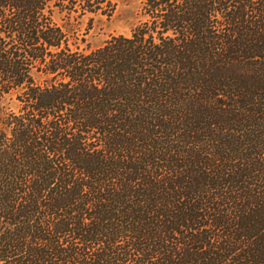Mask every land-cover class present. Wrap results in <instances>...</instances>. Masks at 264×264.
<instances>
[{
    "label": "trees",
    "instance_id": "16d2710c",
    "mask_svg": "<svg viewBox=\"0 0 264 264\" xmlns=\"http://www.w3.org/2000/svg\"><path fill=\"white\" fill-rule=\"evenodd\" d=\"M140 1L0 0V264H264V0Z\"/></svg>",
    "mask_w": 264,
    "mask_h": 264
},
{
    "label": "rangeland",
    "instance_id": "374dc122",
    "mask_svg": "<svg viewBox=\"0 0 264 264\" xmlns=\"http://www.w3.org/2000/svg\"><path fill=\"white\" fill-rule=\"evenodd\" d=\"M53 19L59 25L70 26L71 33H75L79 38H84L85 42H81L80 39L76 40L81 48H85L86 44L91 48H96L112 35H130L131 30L145 17L141 14L140 0H116L114 11L109 17L100 13H86L77 16L75 12H72L68 17L67 14L55 10ZM35 76L38 81H42L41 75L35 73ZM1 105L5 107V110L16 111L19 102L15 99V94H11L5 97Z\"/></svg>",
    "mask_w": 264,
    "mask_h": 264
}]
</instances>
